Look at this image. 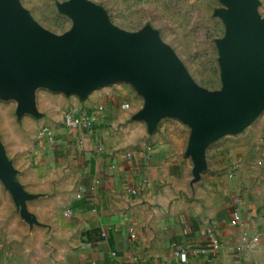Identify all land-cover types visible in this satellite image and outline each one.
<instances>
[{
	"label": "crops",
	"instance_id": "1",
	"mask_svg": "<svg viewBox=\"0 0 264 264\" xmlns=\"http://www.w3.org/2000/svg\"><path fill=\"white\" fill-rule=\"evenodd\" d=\"M151 1L103 6L113 19ZM165 1L207 12L213 0ZM56 96L0 165V264H264V114L209 144L196 171L192 128L171 116L150 127L131 83ZM66 113L97 121L67 129Z\"/></svg>",
	"mask_w": 264,
	"mask_h": 264
},
{
	"label": "water",
	"instance_id": "2",
	"mask_svg": "<svg viewBox=\"0 0 264 264\" xmlns=\"http://www.w3.org/2000/svg\"><path fill=\"white\" fill-rule=\"evenodd\" d=\"M227 35L220 42L224 90L197 88L173 52L151 30L129 35L114 29L97 8H69L77 25L56 38L41 30L17 0H0V95L15 98L19 112H35L34 92L45 87L85 97L92 90L129 82L144 95L141 117L150 127L162 117L192 128L189 152L196 171L204 150L236 134L264 111V20L256 0H221Z\"/></svg>",
	"mask_w": 264,
	"mask_h": 264
},
{
	"label": "rangeland",
	"instance_id": "3",
	"mask_svg": "<svg viewBox=\"0 0 264 264\" xmlns=\"http://www.w3.org/2000/svg\"><path fill=\"white\" fill-rule=\"evenodd\" d=\"M74 1L78 2L80 8L99 9L112 26L119 24L114 29L124 34L134 35L151 30L173 52L197 88L210 94L224 90L220 42L227 35V26L221 13L227 11L228 7L221 0H213L207 6V12L203 7L199 9L191 4L173 6L165 0H152L126 6L125 9L123 7V11L112 15L116 19L114 21L103 6V0H17V3L41 30L50 36L62 38L72 33L77 25L69 10ZM256 11L264 20V0H256ZM57 94L61 93L45 87L36 88L35 112L23 113L19 112L17 99L0 95V165H6V159L10 160L6 149L13 146L11 138L14 135L18 140L25 135L34 138L35 121L48 114L47 101L42 96L56 99ZM262 114L264 111L259 116ZM26 119L33 125L25 126L23 121Z\"/></svg>",
	"mask_w": 264,
	"mask_h": 264
},
{
	"label": "built area",
	"instance_id": "4",
	"mask_svg": "<svg viewBox=\"0 0 264 264\" xmlns=\"http://www.w3.org/2000/svg\"><path fill=\"white\" fill-rule=\"evenodd\" d=\"M98 111L102 110V107H98ZM97 121L96 115H73L71 113H66L63 118V124L67 129H83V128H90L92 127ZM39 136L45 140H52L53 133L49 128L43 127L39 131ZM100 150V149H99ZM234 221L239 222L240 217L239 215H234ZM258 242V238H254L252 241V245ZM175 256L180 257L181 260H184L185 256L183 252L175 253Z\"/></svg>",
	"mask_w": 264,
	"mask_h": 264
}]
</instances>
